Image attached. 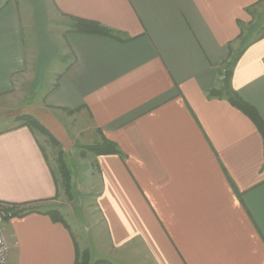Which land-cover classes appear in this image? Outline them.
Wrapping results in <instances>:
<instances>
[{"label": "crops", "instance_id": "crops-1", "mask_svg": "<svg viewBox=\"0 0 264 264\" xmlns=\"http://www.w3.org/2000/svg\"><path fill=\"white\" fill-rule=\"evenodd\" d=\"M49 5L115 33H61L67 63L23 111L65 156L101 135L124 155H86L97 165L105 231L93 261L264 264L263 139L223 82L226 62L242 50L228 88L264 120V0L0 2V94L27 66L25 24L34 75L43 79L56 58ZM40 136L25 125L0 133V201L40 210L5 223L8 264H74L73 233L44 207L57 181L45 149L54 144Z\"/></svg>", "mask_w": 264, "mask_h": 264}, {"label": "rangeland", "instance_id": "rangeland-1", "mask_svg": "<svg viewBox=\"0 0 264 264\" xmlns=\"http://www.w3.org/2000/svg\"><path fill=\"white\" fill-rule=\"evenodd\" d=\"M3 1L6 0H0V2ZM16 1L18 3L22 2V0ZM47 17L48 29L54 40L60 44V46H57L56 58L44 71L45 75L43 79L40 78V75L38 78L34 75V70L32 69L33 61L30 60L35 56L34 40L31 28H28L27 24H25V56L27 66L22 71L14 73L11 89L0 94V131L15 126L17 122L14 118L18 114L23 113L25 106L36 105L43 100L45 94L54 86L59 72L67 63L63 59V49L60 48V36L61 33L69 29L70 20L52 9L51 6L49 7ZM77 118L78 123H83L84 119L82 117L77 115ZM40 134V132H36L39 138H41ZM45 149L47 150L48 160L57 181V192L56 196L49 201L50 204H46L44 207L47 208L52 205V209L59 211L73 233L79 251L86 250L88 252L91 264L93 258L90 255L92 254L94 258H97V247H101L98 241L105 238L101 214L96 205V196L100 186L96 167L93 166L94 161L86 159L84 156L81 157L79 155L80 150L75 147L74 150L65 156L70 172V181L65 183L58 171L57 159L58 152L61 149L58 146H50L48 144H45ZM141 256L144 263L145 258L143 257V253Z\"/></svg>", "mask_w": 264, "mask_h": 264}, {"label": "trees", "instance_id": "trees-1", "mask_svg": "<svg viewBox=\"0 0 264 264\" xmlns=\"http://www.w3.org/2000/svg\"><path fill=\"white\" fill-rule=\"evenodd\" d=\"M61 15L67 17L70 20L68 31L79 32V33L100 34V35H105V36H115V33L112 29H110L107 26L102 25L98 21L65 15L63 13H61ZM241 53H242V50L238 51L229 59L228 62H226V69L232 70L234 68V65L236 64V61L238 60V57L241 55ZM224 93L229 103H231L233 106L243 111L245 115H247L248 118L253 122V124L255 125V127L257 128V130L262 136L263 147H264V120L259 115L257 110L250 103L245 101L242 97H240L236 92L232 91L231 89L227 88ZM221 94L222 92L217 91V90H211L209 92V95L220 96ZM68 112H73V110H68ZM14 120L17 122L15 126L5 129L3 131H0V133L8 131V130H12L20 125H25L29 127L33 132H40L42 134L47 135L51 143L57 146V142L50 136L47 130L39 123V121L33 115L28 114V113H20L14 118ZM75 147L80 150L79 155L81 157L83 156L86 157V155L90 153L95 156L103 155V154H118L124 158V155L119 151L117 145L113 141L107 139L103 135H101V138L98 142H94L88 145H78L77 144L75 145ZM57 160H58V171L60 172L63 180L66 183L70 181V172L66 164L65 154L63 153V151L58 152ZM93 166L97 167L96 163H93ZM229 181L231 183L233 190L239 195L240 192L234 185L233 181L230 178H229ZM56 185H57V182H56ZM0 204L4 205V210L6 212V215L4 217L5 223L15 216L21 217L28 213L34 212V211L40 212L38 207L28 206L27 204H15V203L7 204L6 202H3V201H0ZM20 205H23V207H20ZM47 214H49V216L53 220L60 221L66 227L69 228L68 224L63 219V217L60 215L57 209H50L47 211ZM75 252H76V256H75L74 264H90L88 252L86 250L80 252L76 243H75ZM91 264H109V263L105 260L99 259V260L93 261Z\"/></svg>", "mask_w": 264, "mask_h": 264}, {"label": "built area", "instance_id": "built-area-1", "mask_svg": "<svg viewBox=\"0 0 264 264\" xmlns=\"http://www.w3.org/2000/svg\"><path fill=\"white\" fill-rule=\"evenodd\" d=\"M4 205L0 204V264H8L9 243L5 234Z\"/></svg>", "mask_w": 264, "mask_h": 264}, {"label": "water", "instance_id": "water-1", "mask_svg": "<svg viewBox=\"0 0 264 264\" xmlns=\"http://www.w3.org/2000/svg\"><path fill=\"white\" fill-rule=\"evenodd\" d=\"M231 74H232V70L231 69H226L225 72H224L223 82H224V85H225L226 89L229 86V79L231 77Z\"/></svg>", "mask_w": 264, "mask_h": 264}]
</instances>
